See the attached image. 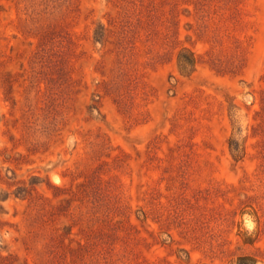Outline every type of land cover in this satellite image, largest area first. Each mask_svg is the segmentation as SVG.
Masks as SVG:
<instances>
[{
  "label": "rangeland",
  "instance_id": "rangeland-1",
  "mask_svg": "<svg viewBox=\"0 0 264 264\" xmlns=\"http://www.w3.org/2000/svg\"><path fill=\"white\" fill-rule=\"evenodd\" d=\"M0 264H264V0H0Z\"/></svg>",
  "mask_w": 264,
  "mask_h": 264
},
{
  "label": "clouds",
  "instance_id": "clouds-1",
  "mask_svg": "<svg viewBox=\"0 0 264 264\" xmlns=\"http://www.w3.org/2000/svg\"><path fill=\"white\" fill-rule=\"evenodd\" d=\"M249 227H250V224H249Z\"/></svg>",
  "mask_w": 264,
  "mask_h": 264
}]
</instances>
